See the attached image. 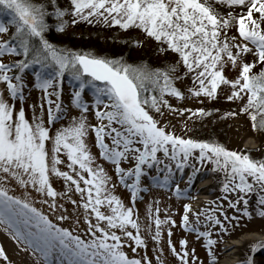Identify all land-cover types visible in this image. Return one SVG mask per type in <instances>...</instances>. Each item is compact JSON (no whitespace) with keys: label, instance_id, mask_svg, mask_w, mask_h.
Masks as SVG:
<instances>
[{"label":"snow or ice","instance_id":"snow-or-ice-1","mask_svg":"<svg viewBox=\"0 0 264 264\" xmlns=\"http://www.w3.org/2000/svg\"><path fill=\"white\" fill-rule=\"evenodd\" d=\"M213 2L227 5L229 10L222 15L209 0H70L68 9L57 6L55 0H0V17L6 18L0 19V226L22 251L38 254L42 264H152L135 211L137 199L152 186L174 189L177 199H195L187 189H181L176 176L183 177L185 169L191 168L186 181L191 186L205 164L222 174L223 195L219 202H210L212 207L200 210L185 203L181 226L197 239L203 238L211 264H218L213 229L219 226L218 236L227 234L225 221L234 228L243 217L251 219L248 208L253 197L258 215L264 218V158L229 150L213 140L177 136L154 116H163L165 108L181 115L188 112L189 118L212 115L203 108L175 109L166 98L183 100L185 94L176 81L190 77L192 86L187 91L191 97L203 103L204 99H217L227 89V101L240 104L238 111L225 117L246 115L252 130L264 133V0ZM235 9L239 11L233 15ZM68 15L73 25L84 21L124 31L139 29L157 43L161 53L174 54L175 62L152 69L122 57L58 47L47 38L48 20L59 21L56 30L63 32L68 23L63 18ZM232 28L237 34L230 36ZM5 57L13 59L5 62ZM257 67L259 71H254ZM227 69L234 70L235 77L229 78ZM28 70H32L34 88L43 93V102L31 106V121L24 107ZM66 77L74 85L70 106L80 115L51 134L52 126L68 113L61 100ZM86 89L91 90V102L84 99ZM89 112L95 116V124H89ZM90 133L95 135L100 159L114 166L119 183L130 192L132 207L114 194L116 184L109 188L112 178L103 166L93 167L96 158L87 144ZM66 162L70 171L60 168ZM52 177L62 178L68 192L74 187L80 195L82 204L78 206L85 209L88 239L54 223L28 199L31 189L45 197L39 202L47 204L54 215L60 211L63 205L58 206L56 198L66 193L53 188ZM13 183L24 189L22 196L10 194ZM225 201L227 208L240 215H227ZM155 203L154 212L151 205L148 208L149 232L151 223L155 225L153 241L158 245L162 225H170L169 248L179 264H189L188 241L181 240V251L176 250L171 242L176 222L167 214L161 220L159 201ZM103 207L108 208V214L101 211ZM68 219L63 213L56 215L58 221ZM201 225L206 230L201 231ZM125 247L135 255L130 257ZM262 248L264 241L256 242L251 253ZM137 249L144 250L140 258H136ZM194 254L192 249L193 264ZM0 260L11 264L2 246ZM157 261L159 264V256ZM245 264H254L252 255Z\"/></svg>","mask_w":264,"mask_h":264},{"label":"rangeland","instance_id":"rangeland-1","mask_svg":"<svg viewBox=\"0 0 264 264\" xmlns=\"http://www.w3.org/2000/svg\"><path fill=\"white\" fill-rule=\"evenodd\" d=\"M61 2V1H60ZM62 9L69 8L70 0H62ZM210 3H213V7L220 12L222 15L228 11L227 5H220L213 2V0H209ZM239 9L233 10V15L238 12ZM69 16V15H68ZM68 16H65L63 19H67ZM72 29V26H69V30ZM134 29L133 38L134 44H145L147 48H157V53L160 58L165 56V53H161L159 51V46L157 43L151 39L145 38L144 34L136 28ZM235 28L229 30V35H236ZM138 42V43H136ZM5 62H9L12 60V57H5ZM175 55L167 56V64L166 66H170L175 62ZM247 59L249 61L252 60L251 56H248ZM32 70H28V74L25 75V81L28 83V88L26 90V101L24 103L26 117L31 121L32 118V105L37 104L39 105L42 103V96L43 93L34 88V77L30 74ZM181 76L183 77V69H179ZM226 75L229 78H233L236 75V72L231 69L226 70ZM192 86L191 78H183L181 80L176 81V87H178L184 94L185 98L183 100H179L172 97H166L169 99V102L175 109H192L195 111L196 109L203 108L205 111H208L211 107H216L215 115L218 119V122H210L207 121L208 116L200 118L198 116L190 117V113L184 112L181 115L179 112H173L169 109H163L164 115L161 116L159 114L154 113V116L157 120L161 121V125H168V130L174 132L177 136H183L185 138L191 137L193 139H197V132L204 128L205 123H211L210 128L216 130L215 134H212V140L223 144L229 150H237V151H245L248 152L253 158H264V133L254 132L252 130L251 122L246 115H239V116H227L225 114L232 111H238V105L240 101L229 102L226 99L225 92L228 90L225 89V92H221L218 96V100H208L204 99V102L201 103L199 99L195 97H191L188 93V88ZM74 85L70 83H63V91L61 95V100L63 105L68 109L67 116L64 120L57 121L54 126L51 128V134H54L56 129L67 126L71 121L72 117H79L80 113L77 109L70 106V100L73 92ZM30 93V94H29ZM55 100V97H53ZM84 99L88 102L92 101L91 90L85 91ZM217 104L219 105L217 107ZM17 107H19V103H17ZM37 115H39V109H37ZM44 120L47 125V104L45 103L44 107ZM88 122L89 124H95L96 119L95 116L89 112L88 113ZM206 123V124H207ZM218 128L216 129V127ZM195 135V136H194ZM252 141L254 145H250L247 142ZM110 143V141H108ZM87 144L91 151V154L96 158L95 164L102 165L105 172L111 176L112 180L109 184V188L111 184H116V188L114 190V194L118 196L126 206L132 207L131 202V194L130 192L123 187L119 183V179L115 174L114 166L100 159L99 149L96 147L95 143V135L94 133H90L87 138ZM51 148V144L48 145ZM65 159L66 157H62ZM67 162L65 164L60 165L61 170L63 171H70L67 166ZM123 167H129L130 165H122ZM211 164H205L200 172L194 179V183L189 186L186 181L188 175H191L192 169L186 168L185 175L181 177L179 173H177L176 180L179 183L181 189H187L191 196L195 197V199H177L176 195L174 194V189L169 191L164 188H158L152 186L148 192L142 193L141 197L138 198L135 204V211L138 213L139 223L141 225V235L144 238L147 244V254L152 259V264H158L157 256H159V264H179V260L176 259L168 245V230L170 225H162V236L160 243L157 245L155 241L152 239V235L155 233V225L154 222L151 223V232H149V225L150 220L148 216V208L149 205L152 206L153 212L157 207L156 201H159V208H160V219H165L166 214L171 216L172 220H175L176 227H172V236L171 242L176 247L177 251H181L180 249V241L187 240V250L189 252V264H193L192 260V249H195V262L194 264H211V257L208 255V250L204 246L203 238L197 239L196 234L193 232L185 231L182 225V215H183V205L185 203H190L194 210H200L201 208L212 207L211 204L201 203L198 200V188L205 182L209 175H211V179L209 180V184H212L211 192L207 196L212 197L215 195L216 199L214 201L219 202L218 198H220L223 194L220 191L221 188V180L222 174L221 173H214L212 171ZM52 186L58 193H66L63 197L58 196L56 198L57 205H63V208L60 209L55 215L49 210L47 204H42L39 201L43 200L45 197L37 194L36 192L30 191V196L28 199L30 202H34L35 206L41 209L46 215L49 216L50 219L53 220L54 223H57L59 226L68 228L69 230H74L75 234L81 235L82 238L88 239L89 237L85 235L87 230V225L84 223V216H85V209L81 206L82 204L80 195L73 190L71 192L67 191V187L65 185V181L60 177H52L51 178ZM83 187V184L81 185ZM11 189H14L13 192L10 194H14L16 196H22L24 194V189L20 188L16 184L9 185ZM71 200H76L77 204L74 205L71 203ZM213 202V201H212ZM224 207L227 209V215H240V213L235 212L233 209L227 208V202H224ZM239 207L243 208V205H239ZM66 209V211H64ZM101 211L108 214L109 210L107 207L101 208ZM248 211L252 213V218L249 219L247 217H243L240 220V225L238 227H231L225 221L227 227H229V232L227 234L220 233L218 236L217 233L220 232L219 226L213 229L212 239L217 240V244L213 246V252L217 261L222 258L223 254V247L225 244L231 242V240L239 239L246 234H261L264 233V218L258 215V209L256 205V199L253 197L250 200V205ZM63 213L69 217L68 220L65 221H58L56 220V215ZM219 215V213H217ZM203 220V217L201 218ZM221 219H223L221 217ZM79 220V223H77ZM190 220H194V217L190 216ZM95 222V221H93ZM201 231L206 230L203 225L200 227ZM119 234V233H118ZM264 241V239L258 240H248L242 244L238 249V257L235 259L234 262L230 264H245L246 259L252 255L254 264H264V248L257 251L254 255L251 253V246L256 243ZM0 246L1 243H0ZM135 246V245H133ZM124 250L128 253L130 257H133L135 254L132 253L131 249L125 247ZM162 250V251H160ZM139 256L136 258H140L144 254L143 249H137ZM8 256V260L11 264H22L17 261L15 256L6 253ZM0 264H7V262L0 260Z\"/></svg>","mask_w":264,"mask_h":264},{"label":"trees","instance_id":"trees-1","mask_svg":"<svg viewBox=\"0 0 264 264\" xmlns=\"http://www.w3.org/2000/svg\"><path fill=\"white\" fill-rule=\"evenodd\" d=\"M61 1V2H60ZM40 2L48 3V0H40ZM57 6L61 8L62 0H55ZM49 11H54L50 8ZM0 19H6L0 17ZM67 26L63 32L56 30L59 21L55 18H50L48 23L51 25L50 31L47 33V38L50 42L56 44L58 47L68 48L76 51L91 52L96 56L107 58H123L126 62L138 65L147 64L149 68H166L167 56L172 53H167L163 58H160L157 53V48H147L145 44H134L133 28L124 31L117 27H107L103 24H89L81 21L75 25L71 23L72 17L69 15L67 19ZM69 26L72 29L69 30ZM135 45V46H134ZM259 71V67L254 69ZM70 83L66 77L64 83ZM218 100V99H215ZM219 105L217 104V107ZM216 107H211L208 111L212 115L208 116L207 121L212 123L218 122L215 115ZM209 124L205 123L204 128L197 132L196 138L199 140H212V134L216 130L210 128ZM217 124V123H216ZM218 126L216 127V129ZM195 136V135H194Z\"/></svg>","mask_w":264,"mask_h":264},{"label":"bare ground","instance_id":"bare-ground-1","mask_svg":"<svg viewBox=\"0 0 264 264\" xmlns=\"http://www.w3.org/2000/svg\"><path fill=\"white\" fill-rule=\"evenodd\" d=\"M250 145H254V142L248 141ZM211 175L206 177L207 179L198 188V200L201 203L211 204L210 202L216 199L215 195L212 197L207 196L211 192L212 184H209ZM264 239V233L261 234H246L239 239L231 240V242L224 245L222 258L218 264H230L238 257V248L248 240ZM0 243L5 249V252L15 256L18 262L22 264H42L38 254H33L31 251H22L21 247L16 244L11 237L4 232L3 226H0Z\"/></svg>","mask_w":264,"mask_h":264}]
</instances>
